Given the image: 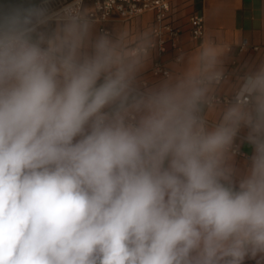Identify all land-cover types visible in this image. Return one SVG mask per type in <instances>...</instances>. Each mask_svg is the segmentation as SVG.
<instances>
[{"label": "clouds", "instance_id": "clouds-1", "mask_svg": "<svg viewBox=\"0 0 264 264\" xmlns=\"http://www.w3.org/2000/svg\"><path fill=\"white\" fill-rule=\"evenodd\" d=\"M96 22L0 0V264H264V63L222 103L231 45L149 83L156 31Z\"/></svg>", "mask_w": 264, "mask_h": 264}, {"label": "crops", "instance_id": "crops-1", "mask_svg": "<svg viewBox=\"0 0 264 264\" xmlns=\"http://www.w3.org/2000/svg\"><path fill=\"white\" fill-rule=\"evenodd\" d=\"M93 1L85 0V3L89 5ZM261 8L262 0H174L172 2L170 17L177 24L184 23L186 16L192 12L201 13L204 19V35L201 40H191L188 32L182 34L180 40L182 52L195 49L206 37L222 45H231L226 57L227 83L220 92L221 96H231L230 86L235 84L237 77L264 63V14ZM152 22L153 12L146 11L128 21L113 19L104 24L96 22V30L101 31L100 27L103 26L106 31L114 32L116 28L122 27L135 34L151 28ZM239 42L245 43L247 49L239 51ZM254 46L257 49H254ZM175 54L176 52L172 50L160 53L156 47L152 62L144 73L146 80L151 83L159 78L151 72L152 65L156 61L163 62L168 69L173 67ZM237 147L245 153V156L236 154L235 157L238 175H242L246 171L253 149L243 140L237 141ZM245 264H256V260L246 259Z\"/></svg>", "mask_w": 264, "mask_h": 264}, {"label": "built area", "instance_id": "built-area-1", "mask_svg": "<svg viewBox=\"0 0 264 264\" xmlns=\"http://www.w3.org/2000/svg\"><path fill=\"white\" fill-rule=\"evenodd\" d=\"M174 0H94L85 7L91 8L95 11L96 21L104 24L113 19L122 21L132 20L139 14L146 11L153 12V22L151 28L157 33V45L160 53H165L167 50L175 51L174 59L182 53L180 46L181 36L184 32H188L189 37L193 41H198L204 35V19L203 15L199 12H192L186 16L184 23L177 24L171 19V6ZM73 0H60L57 1L58 6H65L71 4ZM101 31H106L103 26L100 27ZM257 49L256 46L253 47ZM245 43L238 46L239 51L246 50ZM168 68L161 61L153 63L151 72L155 76H162ZM222 103H226L231 99V96H221ZM237 155L245 156L237 147Z\"/></svg>", "mask_w": 264, "mask_h": 264}]
</instances>
